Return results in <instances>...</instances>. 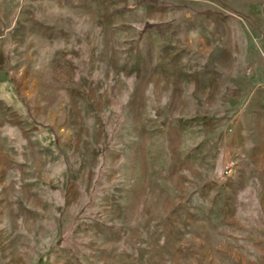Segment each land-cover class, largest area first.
<instances>
[{"label": "rangeland", "instance_id": "rangeland-1", "mask_svg": "<svg viewBox=\"0 0 264 264\" xmlns=\"http://www.w3.org/2000/svg\"><path fill=\"white\" fill-rule=\"evenodd\" d=\"M0 264H264V0H0Z\"/></svg>", "mask_w": 264, "mask_h": 264}]
</instances>
